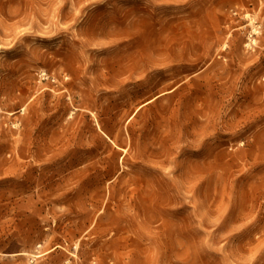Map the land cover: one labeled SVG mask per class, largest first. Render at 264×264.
Here are the masks:
<instances>
[{
  "label": "rangeland",
  "instance_id": "obj_1",
  "mask_svg": "<svg viewBox=\"0 0 264 264\" xmlns=\"http://www.w3.org/2000/svg\"><path fill=\"white\" fill-rule=\"evenodd\" d=\"M0 264H264V0H0Z\"/></svg>",
  "mask_w": 264,
  "mask_h": 264
}]
</instances>
